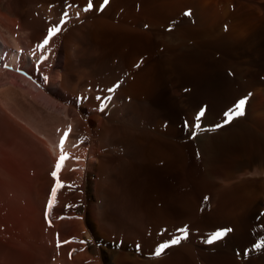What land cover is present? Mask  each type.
<instances>
[{
    "label": "bare ground",
    "instance_id": "obj_1",
    "mask_svg": "<svg viewBox=\"0 0 264 264\" xmlns=\"http://www.w3.org/2000/svg\"><path fill=\"white\" fill-rule=\"evenodd\" d=\"M87 3L0 0V264H264V0Z\"/></svg>",
    "mask_w": 264,
    "mask_h": 264
},
{
    "label": "snow or ice",
    "instance_id": "obj_2",
    "mask_svg": "<svg viewBox=\"0 0 264 264\" xmlns=\"http://www.w3.org/2000/svg\"><path fill=\"white\" fill-rule=\"evenodd\" d=\"M104 2V6H106L109 2V0H103ZM93 8V3H92V0H88V3H87V7H85L83 9V11L85 12H88V11H91ZM101 11H103V7L100 8ZM78 15V14H77ZM185 16H191L192 13L191 11H187L184 13ZM67 21V13L64 14V22ZM61 27L60 26H52L49 30H48V36L47 38L43 41V44L41 45H38L37 47L40 48L41 50H43L44 47L47 46V44L49 43V41L51 40V38L55 35H57L60 31H61ZM42 59H47V57H43ZM138 66V65H137ZM48 77H44V80L45 82L47 81ZM116 87H119V85H117ZM115 88H112V89H109V91L111 92H115ZM250 97H251V94H249L248 96L244 97V98H241L238 100V102L235 103L234 107L231 108L230 110H228L227 112L224 113V117H225V120H224V124H219L217 125V128L219 127H223L225 124H229L231 123L234 119L238 118V117H242L245 115V109H246V106L247 104L249 103V100H250ZM97 99H101L100 97H97ZM111 100V97H107L105 99L104 102H102L100 104V107H99V111L103 112L105 110V108L107 107V101H110ZM204 116V111H201L199 112V114L197 115L196 117V120L199 121L201 117ZM195 128L196 129H200V124L197 122L195 124ZM71 131V129L69 128V132ZM67 139V134H65V136L63 137V139L61 140L60 142V157H59V161L58 163L56 164L55 168H56V171H54L52 173V175L56 178L57 180V189H59L60 187H62L63 185H61V183L59 182V176H58V173L59 171L62 169L63 165H64V162L65 160H67L69 157L67 155V153H65L64 151V142L66 141ZM55 203V191L53 192V204ZM51 211V205H49V212ZM180 232L182 233L181 236H177L175 238H173L171 241L169 242H164V243H161L159 244V246L155 249V252H154V255L156 257H160L162 256L165 251L173 246H176V245H179L181 243V240H186L187 237H188V230L187 228H183V229H180ZM227 234L226 231H217L215 233H213L209 238L208 240L206 241V243L208 244H213L221 239H223V237ZM139 248V246H138ZM255 248L258 249V250H264V240H262L260 243L256 244L255 245Z\"/></svg>",
    "mask_w": 264,
    "mask_h": 264
},
{
    "label": "rangeland",
    "instance_id": "obj_3",
    "mask_svg": "<svg viewBox=\"0 0 264 264\" xmlns=\"http://www.w3.org/2000/svg\"><path fill=\"white\" fill-rule=\"evenodd\" d=\"M52 39V38H51ZM0 47H1V50H2V52H1V56H3V54H4V52L6 51V49H7V47H6V43H5V41H3V39L0 37ZM29 58H31V55L30 54H28L27 55ZM4 57V56H3ZM120 81L121 80H119V81H116L115 83H113V85H111V86H109L110 88H108V89H112V88H114V84H115V88L116 89H121L120 88ZM116 84H118L119 85V87H116ZM113 86V87H112Z\"/></svg>",
    "mask_w": 264,
    "mask_h": 264
}]
</instances>
